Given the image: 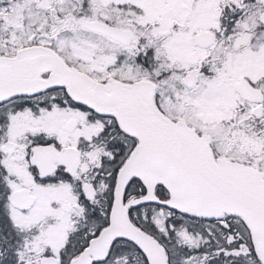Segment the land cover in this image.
Returning <instances> with one entry per match:
<instances>
[{
  "label": "snow or ice",
  "instance_id": "1",
  "mask_svg": "<svg viewBox=\"0 0 264 264\" xmlns=\"http://www.w3.org/2000/svg\"><path fill=\"white\" fill-rule=\"evenodd\" d=\"M0 264H264V0H0Z\"/></svg>",
  "mask_w": 264,
  "mask_h": 264
}]
</instances>
